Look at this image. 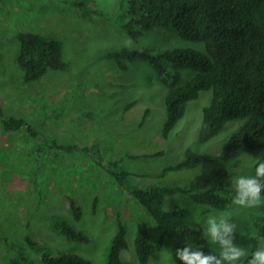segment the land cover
Here are the masks:
<instances>
[{"label": "rangeland", "instance_id": "374dc122", "mask_svg": "<svg viewBox=\"0 0 264 264\" xmlns=\"http://www.w3.org/2000/svg\"><path fill=\"white\" fill-rule=\"evenodd\" d=\"M131 16L130 0H0V105L7 117L27 122L11 132L0 125V264L18 251L29 257L23 264H47L44 253L64 252L108 264L121 224L128 243L121 250L124 264H143L135 247L142 229L150 236L146 264H174L177 247L169 237L159 245L163 233L136 190L186 186L215 167L234 171L236 180L264 176L261 149L228 160L220 156L241 120H229L207 141L199 139L211 89L189 100L164 136L168 88L157 70L146 60L125 57L123 68L106 55L123 48L208 51L204 42L184 39L174 27L133 37L123 28ZM31 30L60 38L67 65L25 81L16 62L18 34ZM181 71L184 81L197 75L191 67ZM188 147L208 160L163 174ZM71 201L80 206V219ZM164 206L190 210V225L205 230L221 264H264V194L220 209L173 192ZM57 217L86 238L71 239L56 229ZM27 235L40 245L29 243Z\"/></svg>", "mask_w": 264, "mask_h": 264}, {"label": "trees", "instance_id": "16d2710c", "mask_svg": "<svg viewBox=\"0 0 264 264\" xmlns=\"http://www.w3.org/2000/svg\"><path fill=\"white\" fill-rule=\"evenodd\" d=\"M131 20L123 26L133 37L157 27H174L179 36L205 43L208 55L193 49H118L106 56L126 68L129 61H148L160 80L167 86L168 119L163 134L168 136L183 116L189 100L199 96L202 89H211L210 103L203 108L199 139L207 141L218 134L231 119L241 120L240 129L233 131L221 151V158L233 159L244 151L261 149L264 153V0H130ZM19 51L16 62L25 81L41 77L48 69H64V43L55 36L35 30L18 34ZM197 71L195 77L183 80L182 68ZM0 125L6 131H17L24 117H7L0 105ZM159 152L155 153L158 154ZM208 160L207 155L188 147L185 157L167 166L163 174L177 169L191 168ZM262 164L264 165V154ZM124 174H129L123 171ZM221 167L197 174L186 186L152 185L138 189L135 196L156 219L163 236L169 237L179 253L174 264H221L210 245L204 229L190 225V210L176 207L165 209L169 193L184 192L195 201L224 209L235 199H256L264 194V176H244ZM75 216L80 219V206L71 201ZM56 229L71 239H85L81 231L68 221L55 218ZM27 241L40 245L30 235ZM14 246V242L7 241ZM128 245L126 228L115 237L108 264H124L121 250ZM136 252L141 263L150 258V236L142 229L136 236ZM22 251L11 256L8 264L29 262ZM47 264H93L78 253L57 255L44 253Z\"/></svg>", "mask_w": 264, "mask_h": 264}]
</instances>
